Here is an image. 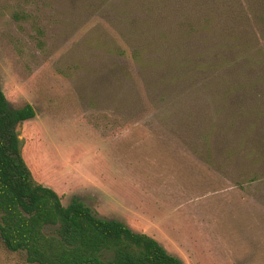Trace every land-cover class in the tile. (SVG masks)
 <instances>
[{
  "label": "rangeland",
  "instance_id": "obj_1",
  "mask_svg": "<svg viewBox=\"0 0 264 264\" xmlns=\"http://www.w3.org/2000/svg\"><path fill=\"white\" fill-rule=\"evenodd\" d=\"M0 86L65 206L264 264V0H0ZM0 264L36 263L0 237Z\"/></svg>",
  "mask_w": 264,
  "mask_h": 264
},
{
  "label": "trees",
  "instance_id": "obj_2",
  "mask_svg": "<svg viewBox=\"0 0 264 264\" xmlns=\"http://www.w3.org/2000/svg\"><path fill=\"white\" fill-rule=\"evenodd\" d=\"M35 116L31 104L11 107L0 86V237L9 250L36 264H184L154 237L98 217L79 197L65 206L38 182L17 129Z\"/></svg>",
  "mask_w": 264,
  "mask_h": 264
}]
</instances>
